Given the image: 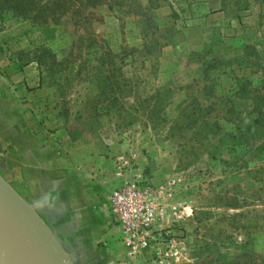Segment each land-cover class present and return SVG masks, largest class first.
I'll return each mask as SVG.
<instances>
[{"label":"rangeland","instance_id":"rangeland-1","mask_svg":"<svg viewBox=\"0 0 264 264\" xmlns=\"http://www.w3.org/2000/svg\"><path fill=\"white\" fill-rule=\"evenodd\" d=\"M133 9L47 27L4 15L0 174L26 201V158L39 149L51 152L48 174L109 177L96 214L106 225L108 195L132 163L151 185L174 187L157 264L263 260L264 0H136ZM67 231L55 235L75 264H122L118 230L93 244Z\"/></svg>","mask_w":264,"mask_h":264},{"label":"crops","instance_id":"crops-1","mask_svg":"<svg viewBox=\"0 0 264 264\" xmlns=\"http://www.w3.org/2000/svg\"><path fill=\"white\" fill-rule=\"evenodd\" d=\"M12 79L15 84L24 80V77L14 74ZM1 108L2 84L0 79V127L5 121V118H3L4 112ZM49 157H51V152H46L43 149L27 154V179L29 186H31V199H27V202L36 210L41 211L42 218L49 223L58 236H66L68 232H71L67 231V228H70L74 231V234L83 236L82 239L89 244L97 242L100 238L109 239L112 231L115 232L116 229L109 225L108 216L107 223L104 225L97 220L98 215L96 214L103 211L98 195L103 188L108 189L112 179L107 177L104 184L101 181L83 183L64 179L66 173L62 176L61 174H48L46 173V167H48ZM39 171L42 172L41 176ZM35 172L38 173L35 174ZM131 173L127 176L129 179L133 176V173ZM35 176H38L36 182ZM158 179L159 175L157 174L153 179L154 184L158 182ZM125 182L126 178L118 180V184ZM27 195L30 196V191L27 192ZM104 210H107V201ZM116 232L119 233V231ZM107 233L109 234L107 235ZM123 250L125 251L124 248ZM7 253L5 247L0 248V264H11V259L8 258ZM123 255L125 257L126 254ZM123 260L124 258H122ZM25 262L27 264V261Z\"/></svg>","mask_w":264,"mask_h":264},{"label":"built area","instance_id":"built-area-1","mask_svg":"<svg viewBox=\"0 0 264 264\" xmlns=\"http://www.w3.org/2000/svg\"><path fill=\"white\" fill-rule=\"evenodd\" d=\"M124 164L123 169L134 174L126 185L110 192L107 199L109 225L119 231L126 250L122 264H150L151 257L156 258V264L163 263L162 247L172 231L163 229L161 224L174 197L173 184L151 185L144 172L134 170L132 163Z\"/></svg>","mask_w":264,"mask_h":264},{"label":"water","instance_id":"water-1","mask_svg":"<svg viewBox=\"0 0 264 264\" xmlns=\"http://www.w3.org/2000/svg\"><path fill=\"white\" fill-rule=\"evenodd\" d=\"M0 219L13 227L28 264H75L52 228L1 174Z\"/></svg>","mask_w":264,"mask_h":264},{"label":"trees","instance_id":"trees-1","mask_svg":"<svg viewBox=\"0 0 264 264\" xmlns=\"http://www.w3.org/2000/svg\"><path fill=\"white\" fill-rule=\"evenodd\" d=\"M135 2L136 0H0V20L6 13H9L17 19L30 21L40 27H47L60 25L65 18H81L87 11L102 9L103 7L121 14L132 13L135 11L133 9ZM127 7H129L128 10ZM260 125L262 126V122L257 120L253 125L247 127L254 130ZM231 137L237 140L241 139L240 136L232 135ZM244 256L248 257L247 254ZM254 258L252 264H264V259Z\"/></svg>","mask_w":264,"mask_h":264},{"label":"bare ground","instance_id":"bare-ground-1","mask_svg":"<svg viewBox=\"0 0 264 264\" xmlns=\"http://www.w3.org/2000/svg\"><path fill=\"white\" fill-rule=\"evenodd\" d=\"M0 237L3 246L8 252L7 256L11 259V264H26L24 249L19 243L13 227L2 219H0ZM15 250H17L19 254L14 253L13 251Z\"/></svg>","mask_w":264,"mask_h":264}]
</instances>
